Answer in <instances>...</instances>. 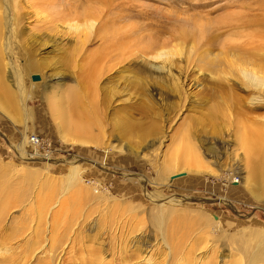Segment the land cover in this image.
I'll use <instances>...</instances> for the list:
<instances>
[{"label":"rangeland","instance_id":"rangeland-1","mask_svg":"<svg viewBox=\"0 0 264 264\" xmlns=\"http://www.w3.org/2000/svg\"><path fill=\"white\" fill-rule=\"evenodd\" d=\"M61 1L58 12L70 13L73 0ZM26 2L8 1L9 28L0 14L2 35L17 36L9 52L0 40V264H264V160L256 180L227 124L207 121L214 87L203 71L219 44L250 43L264 0H106L121 48L87 99L61 93L76 76L46 64L67 59L75 41L26 40L54 17L49 7L24 11ZM13 4L27 17L18 21ZM57 23L74 35L75 21ZM87 45L80 64L98 42ZM228 68L225 78L242 80L244 65ZM233 95L240 129L264 122L250 87ZM76 122L90 139L70 134ZM189 156L199 161L186 165ZM73 165L78 177L64 188Z\"/></svg>","mask_w":264,"mask_h":264},{"label":"bare ground","instance_id":"bare-ground-1","mask_svg":"<svg viewBox=\"0 0 264 264\" xmlns=\"http://www.w3.org/2000/svg\"><path fill=\"white\" fill-rule=\"evenodd\" d=\"M8 1L9 0H0V14L2 13V16L4 19L2 24L5 23L7 24V27L8 26L10 27L9 25L10 19H9L8 12L10 8L12 9V7H10L9 4L11 3L9 2L8 4ZM22 1L24 3V0ZM105 1L106 0H73L69 4L71 11L69 10L70 13L66 12L67 14L63 13L64 11H62V13L58 12L57 7L59 8L64 5L66 6V3L61 0L60 1L59 0H33L32 3L29 2V0H27L26 5L27 4L28 5L26 6V8L24 6L25 10L24 8H22L24 4H22V6L19 5L17 7L13 4L14 7L16 8V13H18L16 14L18 18L16 19L18 21L24 19V17L27 15L26 14L24 16V11H26L27 9L32 10L33 8H38L39 10L41 8L45 9L46 7H49L48 9H50V11L51 10L54 11V13H52L54 14V17H51L50 19L46 21H41L42 25L37 24L38 26L36 27L33 26L32 35H27L30 38L26 40L31 41L33 45L45 47L51 44V46L54 47V46H58L57 40H60V39H61L60 41H62V39H65L67 40V42L69 41L71 42V38H72L73 41H75V44L71 45L72 51L68 53L67 59H66L67 56H65V59L61 60L60 62L57 61V63H54V62L46 63L47 67L48 65L51 67H55L59 63V65L63 66L66 70L69 69L72 75L76 76L75 77L77 78L76 85L73 88L71 87L69 90L63 89L61 93H64L65 91H67L65 93H73V95L78 94L79 96L82 97V99H87L88 96L91 94L90 91L97 92L98 90V80L97 79L103 74V72L106 69V60L108 56L112 52H114L115 49L119 50L121 48V44L118 43V41L114 42V40L112 39L113 38L112 34L110 35L108 33L107 23L109 19L104 13L105 8H103ZM92 2L94 3L93 5L91 4ZM22 9L24 11H22ZM58 21L61 24L66 23V25L69 22L73 23L75 21L73 25L72 24L68 25V30L74 31V35L73 36L69 35L66 37L65 33H63L62 29H60L61 26L58 25L57 23ZM95 21L97 22L95 23ZM1 22L2 20L0 18V40L3 36L4 38L2 41V45L5 46V49H8L9 47H12V45L14 46L16 44L15 39L17 36L15 37L16 33L14 35L13 34L8 35V32L7 34H5L4 32V35H2L3 31L1 27L2 26ZM13 23L14 22H12V25H14ZM94 25H95V30H92ZM233 27H234L233 25L229 26V28H232V29ZM3 28L6 31V27H4V25H3ZM14 28H16L15 25H14ZM23 31H24L23 28H19L18 37L22 36ZM81 37H83L84 39H82ZM249 37H250V43H249L250 45L249 44L247 45L248 42L244 44L243 46H238V45L235 46V44L231 45L230 43L229 45L225 43H221V45L219 44L220 47L217 48L219 51L218 55L213 59L204 61L203 71L209 75V78H207V82L210 84V87L211 86L214 87V88L207 87L208 91H211L213 93L210 96L211 98H213V103L207 104L206 102L207 121L208 120L212 121L213 124L217 125L218 121L222 120L224 124H227L226 128H227V131H229L230 135L233 137L232 138L233 143H235V145L244 149L246 160L248 162V165H250V168H251L250 171H251L252 177L257 180L259 178L258 175L260 174L259 173L260 164L264 160V122L258 121V120H252L250 121V126L248 125V127H245V128L242 127L244 129H240L238 125L240 123L242 124V122L237 117L230 115L228 113L230 112L228 108L234 105L235 102L240 104V99L237 100V98L234 97L233 91L239 89V90H244V91L246 90L248 92L249 87H250V95L257 94V96H252V97L250 96L251 97L250 102H249L250 109L255 111V110L262 109L264 107V90H261L262 88L261 86L264 85V16L263 15L258 16L256 19L250 18V36ZM17 42L20 44L18 40ZM24 42L25 41H22V43ZM93 42H98L96 51L92 54L89 53L90 55H88L85 58V60L83 61V64H80L78 59H79V56L82 50L85 48L87 44H92ZM9 51L10 50L8 49V52ZM205 52L208 54V51H205ZM231 58H237V59L235 60ZM232 60H234L235 62H232ZM237 62H240L242 65L246 67L242 72L243 78H241L242 80L238 78V80L229 81L228 78L224 77L223 73L228 67H229L228 68L229 70L230 69L232 70L231 65ZM248 67H250V69ZM75 71L79 74V76L75 74ZM235 79H237V77ZM39 80H40V77L36 81H39ZM19 87L20 86H18V88ZM263 89H264V86H263ZM59 105H61V101L55 102L53 106H59ZM222 122H220L219 124H221ZM88 130L89 128L87 126L83 125L82 123L76 122L71 127L70 134L76 133L78 137L80 138L85 137L84 140L87 141L86 140L87 138L90 139L92 137L89 134L90 132ZM206 134H207V129L205 130V135ZM186 148L189 150L190 146L187 145ZM197 157H194V158L192 156H189L187 158L184 157L185 164L190 165L191 163H195L196 161H199V158ZM36 159L42 160V158L40 157ZM188 162H191V163L188 164ZM182 165L184 166V164L178 161L177 163H175L174 168H176L177 166L178 167L182 166ZM73 166L74 167L71 170L70 174L67 175V177L64 179V183H65L63 184L64 188L69 187L72 184V182H74L78 177L79 168L76 165H73Z\"/></svg>","mask_w":264,"mask_h":264},{"label":"built area","instance_id":"built-area-1","mask_svg":"<svg viewBox=\"0 0 264 264\" xmlns=\"http://www.w3.org/2000/svg\"><path fill=\"white\" fill-rule=\"evenodd\" d=\"M28 138L30 143L34 144L35 146L39 145V140L35 135H30Z\"/></svg>","mask_w":264,"mask_h":264},{"label":"water","instance_id":"water-1","mask_svg":"<svg viewBox=\"0 0 264 264\" xmlns=\"http://www.w3.org/2000/svg\"><path fill=\"white\" fill-rule=\"evenodd\" d=\"M30 79H31L32 81H36V80L39 79V77H38L37 74H32V75L30 76Z\"/></svg>","mask_w":264,"mask_h":264},{"label":"crops","instance_id":"crops-1","mask_svg":"<svg viewBox=\"0 0 264 264\" xmlns=\"http://www.w3.org/2000/svg\"><path fill=\"white\" fill-rule=\"evenodd\" d=\"M23 138L24 139L26 138V140H25L26 142L28 141V137L27 136L26 137L24 136ZM22 144H23V142H21L19 145L21 146Z\"/></svg>","mask_w":264,"mask_h":264}]
</instances>
